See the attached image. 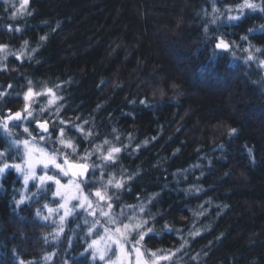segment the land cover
I'll return each instance as SVG.
<instances>
[{"label":"trees","instance_id":"obj_1","mask_svg":"<svg viewBox=\"0 0 264 264\" xmlns=\"http://www.w3.org/2000/svg\"><path fill=\"white\" fill-rule=\"evenodd\" d=\"M242 2L29 0L13 19L21 0H0V44L13 52L0 64V116L21 109L31 87L46 91L38 119L51 126L31 132L55 139L63 128L75 161L95 146L120 148L97 172L116 180L104 187L115 208L147 221L144 247L161 255L188 241L162 264H264V67L241 50L264 49V13L229 21ZM220 36L236 42L235 57L215 49ZM49 88L60 97L51 105ZM19 124L0 126V164L22 160L8 135L21 138ZM24 188L16 169L0 176V264H102L83 212L62 227L53 182Z\"/></svg>","mask_w":264,"mask_h":264},{"label":"snow or ice","instance_id":"obj_2","mask_svg":"<svg viewBox=\"0 0 264 264\" xmlns=\"http://www.w3.org/2000/svg\"><path fill=\"white\" fill-rule=\"evenodd\" d=\"M7 2V0H6ZM29 0H21L20 7L16 10V12L13 13V19H15L17 14L24 15L25 14V8L28 4ZM213 3L215 4V0H213ZM251 10V11H257L259 10L261 13H264V5L255 3L254 0H243L242 3L235 6V9L228 8L227 10L229 12L237 11L238 15H229L227 19L229 21H236L241 18V16L244 14L245 10ZM219 9L216 7H213V12H218ZM27 15H31V12H28ZM218 17H214L211 21V23L215 24ZM10 31L13 29H9ZM15 31H20L19 28L14 29ZM264 30V25H261V29ZM254 31V29H249V32ZM205 32H208L207 26H205ZM46 37H41V40H45ZM241 40L247 41V36H241ZM24 44L27 45L28 41H24ZM233 47H238L235 41H229L225 39L223 36L217 37V42L215 43V49L220 50L221 52L230 53L233 57L236 56V52L233 51ZM7 48V45L0 44V50H4ZM254 49V51L252 50ZM243 52L247 53V56L244 57L245 63L248 62H257L258 67H264V59H259L258 56L255 55V53L264 54V49L257 48L251 44H249L248 48L241 49ZM36 51V49H33V52ZM215 54V52H214ZM29 84H31V81H29ZM47 93L52 95V99H49L48 103L51 105L55 103L57 99H60V97H56L53 93L52 89H47ZM33 89L31 87L28 88V91L24 95L25 101H28L30 97L33 96ZM3 93H0V96H2ZM35 95H41V93H35ZM143 103V101H142ZM24 111H27V116L31 117L32 112L28 111V106H25ZM22 116V113L20 111H17L15 113L9 112V114L6 117H0V125L3 126V128L7 131L8 130V121L13 120H20ZM39 127L43 129L45 132L48 131L47 122L45 123H39ZM25 133H31L29 132V129L25 127L24 129ZM83 131V129H81ZM236 129L232 128L229 130V135H233L236 133ZM60 132V138L59 143L65 147L70 148L73 153L77 151L76 146L72 143L71 140H65L64 137V129L61 128L59 130ZM41 140L44 139L43 136L40 137ZM20 141H13L14 145H19ZM23 145L25 147V153L24 158L21 163H8L4 162L3 164H0V174H3L8 168H15L17 172L21 173L23 175V183L25 186L28 185L30 180H38L40 185H45L47 182L52 181L56 184L57 189L53 193L54 196H60L61 195V188L64 187L61 184V180L57 177V175H48L47 169L49 166H52L53 168L59 170V174H62L63 176L67 177L71 173V176L73 178L76 177H84L86 173L89 170V165L87 164H81V163H74L71 162L67 155L63 156V162H58L59 156L56 151H54L51 154H48L46 150L39 149L41 152V156L39 158L33 157L32 149L29 147V141L24 140ZM107 143V141H105ZM121 151L120 148H112L108 155L105 157L106 160H114L115 153H119ZM249 152L251 153V149H249ZM6 156L5 152H0V158H3ZM38 164L43 165V168L45 169V172L43 175L37 176L36 174V166ZM70 183L72 181H69ZM111 183V180L109 181ZM77 188H80L81 185L79 183L76 184ZM116 188L123 187V184L120 182H117L115 185ZM95 195L99 197L101 200H104L105 197L101 194L99 190L95 192ZM28 197L21 194V198L16 201V203L22 204L27 200ZM87 200V197L84 198ZM108 200H111V197H108ZM80 206H83L82 204ZM47 207V205H45ZM60 207H65L64 204L60 205ZM108 208H112V204H108ZM49 213L54 211L53 209L49 208ZM144 209L141 208V211ZM70 214V211H65V216H62L60 219L63 221L67 215ZM37 215H40L39 212H37ZM102 216L107 218V222L109 225H113L114 227H104L103 231L105 234L109 233H115V235L109 234L107 236V241H110V243L106 242L104 247L99 246V241L97 239H93L91 243L88 245V249H91V255L92 260L100 261L102 264H162V262L165 261H172L173 257H175L176 253L179 252L185 244L188 243V241H184L178 248L175 249V251L169 250L167 254L161 255L160 253L164 250L156 249L153 251L152 249H148L144 247V239L145 236L148 235V233L154 232V229L148 228L147 231H144V224L147 223V221H143L141 223H123L118 224L115 219H113L108 212H102ZM44 219H48V217H43ZM132 218L130 217L129 220ZM165 228H168V225H165ZM171 231V229H168ZM62 231V229H61ZM89 232H92V229H89ZM199 231L195 233H190V235L196 236L199 235ZM59 235V233H57ZM100 240H104V236H100ZM86 249V251L88 250ZM45 259H50V256H46ZM19 264H25L24 261H19ZM28 264H31V262H28Z\"/></svg>","mask_w":264,"mask_h":264},{"label":"rangeland","instance_id":"obj_3","mask_svg":"<svg viewBox=\"0 0 264 264\" xmlns=\"http://www.w3.org/2000/svg\"><path fill=\"white\" fill-rule=\"evenodd\" d=\"M12 53L13 52L7 48L4 50H0V64ZM15 54L17 55L18 52H14V55ZM33 93H34L33 96L30 97V99L28 101L24 102L21 109L16 110V112L20 111L22 113V117L20 120H18V122L20 123L19 125L23 129L25 127H27L29 129L30 125L35 124L37 121H40V119H38V117L40 114L43 113V110H41L42 108L38 105L37 100L40 96H43L46 93V91L35 92V90H33ZM35 93H41V95H35ZM26 105L28 106V111L32 112L31 117H28L27 111H24ZM6 116L7 115L0 116V117H6ZM15 121H17V120H15ZM11 122H13V121H8V126L11 124ZM0 126L3 128L2 125H0ZM29 132L31 133V135H29V133H25L23 130V135H21V138H16V135L14 137L13 132H9V134H8L9 138L12 140L11 141L12 143H13V141H20L21 142L19 145H15V146L17 148H19L20 155L22 156V160L24 158V153H25V147L22 143L24 140L29 141V147L32 149L34 158H39L41 156V152L39 151V149H44V145L53 144L55 142V140L59 142V138H60V132L59 131H58L57 137L55 139H53V136L50 135V136H46V137L43 136L44 137L43 140H41L40 139L41 136L36 134L35 132H31L30 130H29ZM63 139L68 140V138H65V137H63ZM13 146H14V144H13ZM111 149L112 148L110 146L106 147V145L95 146L92 149L87 150L86 154L78 156L79 159H82L84 161H81V160L75 161V160H72V158L69 155L75 156V155H79V154L73 153L70 148H65L62 146V149L57 153L59 156L58 162L62 163L63 162V156L67 155L71 162L83 163V164L89 165V170H88V173L85 177L73 178L71 176V173L69 174V176L65 177L62 174H59V170L53 168L52 166H49V168L47 169V174L48 175H57V177L61 180V184L64 186L61 188V195L57 196V197L60 199L61 205L64 204L65 207L59 206L58 208L55 209L56 212L61 214V217L65 216L66 210L70 211V214L67 215L65 217V219L62 221V223H63L62 227H65V220H68V218H71L72 216L77 215L80 212H83L87 216L89 223L91 225L90 229H92V232L91 233L89 232L91 241L93 239H97L99 241L100 247H104L106 242L110 243V241H107V236L109 234L115 235V233H109V234L104 233V231H103L104 227L112 228L114 226L108 224L107 218L101 215L102 212H108L109 215L113 219H115L118 224H121V225L123 223H141V222H143L140 220V218H136V213H134V211L126 209L125 214H124V211H118L115 208V204L112 201V198H111V200H108V197H111V196L108 194V189H106L104 187H107V186H110L111 184H113L116 181L115 179L114 180L111 179V183H109L110 180H103L102 179L100 182V180H99L100 178H98L97 172L102 170V166H101L102 162H104V163L107 162L105 157L108 155V153ZM44 150H46V149H44ZM46 152L48 154H51V152H49L47 150H46ZM22 160L19 163H21ZM44 172H45V169L43 168V165L38 164L36 166L37 176L43 175ZM19 174L23 178V175L21 173H19ZM0 176H2V174H0ZM31 181H38V180H30L29 183H31ZM69 181H72V182L70 183ZM49 182H52V181H49ZM49 182H47V183H49ZM29 183H28V185H29ZM77 183H79L81 185L80 188L76 187ZM54 185H55V191H56L57 186L55 183H54ZM27 186H25L24 191L26 190ZM97 190H99L101 192V194L105 197L104 200H101L99 197H97L95 195V192ZM85 196L87 197V200L84 199ZM109 203L112 204L111 209L108 208ZM81 204L83 206H80ZM130 217L132 218L131 220H129ZM101 219L104 222L103 224H101L102 227L99 225V223L101 222ZM147 229H148L147 225L144 224V231H147ZM100 236H104L105 239L100 240L99 239ZM91 241H90V243H91Z\"/></svg>","mask_w":264,"mask_h":264},{"label":"water","instance_id":"obj_4","mask_svg":"<svg viewBox=\"0 0 264 264\" xmlns=\"http://www.w3.org/2000/svg\"><path fill=\"white\" fill-rule=\"evenodd\" d=\"M9 112H12V113H15V112H13L12 110H7L5 113H6V115H8L9 114ZM22 117V116H21ZM37 122H39V123H45V122H47V121H37ZM35 123L34 124V127L36 128V129H38V130H40V131H42V132H44V133H49L50 131H51V126H50V124L47 122V126H48V131L47 132H45L43 129H41L40 127H39V124L38 123ZM81 164H83V163H81ZM86 175H87V173H86ZM85 175V176H86ZM84 176V177H85Z\"/></svg>","mask_w":264,"mask_h":264}]
</instances>
